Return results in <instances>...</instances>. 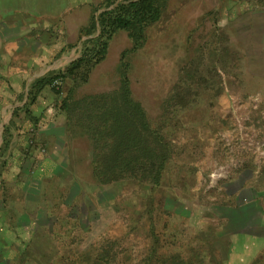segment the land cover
<instances>
[{"label": "rangeland", "instance_id": "374dc122", "mask_svg": "<svg viewBox=\"0 0 264 264\" xmlns=\"http://www.w3.org/2000/svg\"><path fill=\"white\" fill-rule=\"evenodd\" d=\"M127 1L77 26L0 0V264H141L153 242L155 258L264 264V0H161L137 49L98 21ZM166 147L159 187L93 174L95 152Z\"/></svg>", "mask_w": 264, "mask_h": 264}, {"label": "trees", "instance_id": "16d2710c", "mask_svg": "<svg viewBox=\"0 0 264 264\" xmlns=\"http://www.w3.org/2000/svg\"><path fill=\"white\" fill-rule=\"evenodd\" d=\"M160 12L161 0H128L113 11L101 14L98 21L102 28L101 33L106 39H109L115 32L123 30L128 33L131 39L132 48L137 49L143 43V29L156 22ZM106 46L107 43L103 42L100 49L95 50L90 56L87 55L72 63L66 70L67 75L76 76L80 69L83 74L81 78H83L104 57ZM134 108L137 109V113L144 120L142 110L137 106H134ZM134 111L136 112V110ZM137 137L136 143H144L139 135ZM170 156L167 147L162 150V153L147 149L143 151L132 149L128 151L95 152L93 159L97 162L100 161L101 164L93 168V174L102 184L125 181L155 188L161 185ZM151 238H155L152 230ZM154 243L149 247L148 253L141 264H186L179 253L159 255L158 258H155ZM108 254L107 251H105V254H100L97 264H107Z\"/></svg>", "mask_w": 264, "mask_h": 264}, {"label": "crops", "instance_id": "0c3cea01", "mask_svg": "<svg viewBox=\"0 0 264 264\" xmlns=\"http://www.w3.org/2000/svg\"><path fill=\"white\" fill-rule=\"evenodd\" d=\"M19 5L17 8L31 9V10H61V11H72L70 17L76 21L77 26L85 25L87 18H89V12L91 9L96 8V4L101 0H17ZM79 11V13H75ZM82 11V12H80Z\"/></svg>", "mask_w": 264, "mask_h": 264}]
</instances>
